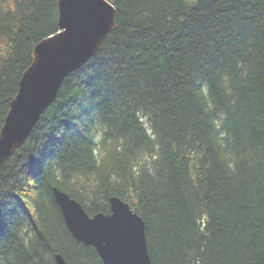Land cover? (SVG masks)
Returning a JSON list of instances; mask_svg holds the SVG:
<instances>
[{
    "label": "trees",
    "instance_id": "obj_1",
    "mask_svg": "<svg viewBox=\"0 0 264 264\" xmlns=\"http://www.w3.org/2000/svg\"><path fill=\"white\" fill-rule=\"evenodd\" d=\"M108 1L114 28L0 165V264H103L53 187L89 216L127 202L151 264H264V0ZM57 30V0H0V129Z\"/></svg>",
    "mask_w": 264,
    "mask_h": 264
},
{
    "label": "water",
    "instance_id": "obj_2",
    "mask_svg": "<svg viewBox=\"0 0 264 264\" xmlns=\"http://www.w3.org/2000/svg\"><path fill=\"white\" fill-rule=\"evenodd\" d=\"M58 30L33 48L18 91L0 129V165L28 137L55 99L63 79L98 50L114 28L115 8L108 0H57ZM71 236L94 247L103 264H151L143 219L127 202L109 198V212L89 216L65 191L53 187ZM55 264H66L60 254Z\"/></svg>",
    "mask_w": 264,
    "mask_h": 264
},
{
    "label": "bare ground",
    "instance_id": "obj_3",
    "mask_svg": "<svg viewBox=\"0 0 264 264\" xmlns=\"http://www.w3.org/2000/svg\"><path fill=\"white\" fill-rule=\"evenodd\" d=\"M157 32V31H156ZM189 101V100H188ZM92 247V246H91Z\"/></svg>",
    "mask_w": 264,
    "mask_h": 264
}]
</instances>
